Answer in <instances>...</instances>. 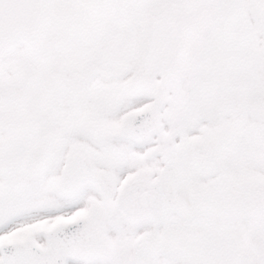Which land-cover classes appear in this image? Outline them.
I'll use <instances>...</instances> for the list:
<instances>
[{
    "label": "snow or ice",
    "instance_id": "6c2138e0",
    "mask_svg": "<svg viewBox=\"0 0 264 264\" xmlns=\"http://www.w3.org/2000/svg\"><path fill=\"white\" fill-rule=\"evenodd\" d=\"M0 264H264V0H0Z\"/></svg>",
    "mask_w": 264,
    "mask_h": 264
}]
</instances>
